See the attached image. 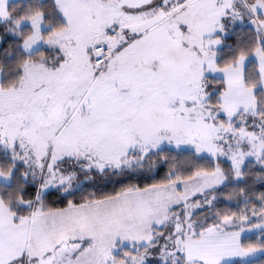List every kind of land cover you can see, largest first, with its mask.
I'll list each match as a JSON object with an SVG mask.
<instances>
[{
	"label": "snow or ice",
	"instance_id": "1",
	"mask_svg": "<svg viewBox=\"0 0 264 264\" xmlns=\"http://www.w3.org/2000/svg\"><path fill=\"white\" fill-rule=\"evenodd\" d=\"M0 264H264V0H0Z\"/></svg>",
	"mask_w": 264,
	"mask_h": 264
}]
</instances>
